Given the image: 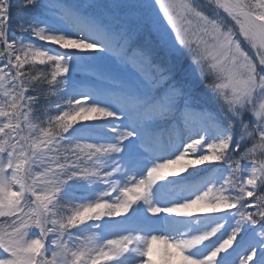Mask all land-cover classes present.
Returning <instances> with one entry per match:
<instances>
[{"label": "snow or ice", "instance_id": "snow-or-ice-1", "mask_svg": "<svg viewBox=\"0 0 264 264\" xmlns=\"http://www.w3.org/2000/svg\"><path fill=\"white\" fill-rule=\"evenodd\" d=\"M0 264H264V0H0Z\"/></svg>", "mask_w": 264, "mask_h": 264}, {"label": "rangeland", "instance_id": "rangeland-1", "mask_svg": "<svg viewBox=\"0 0 264 264\" xmlns=\"http://www.w3.org/2000/svg\"><path fill=\"white\" fill-rule=\"evenodd\" d=\"M68 2H73V0H68ZM162 15V14H161Z\"/></svg>", "mask_w": 264, "mask_h": 264}]
</instances>
